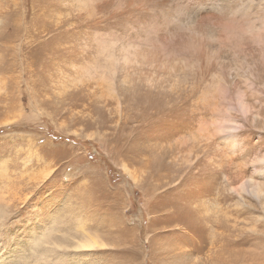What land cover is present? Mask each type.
<instances>
[{
  "label": "rangeland",
  "instance_id": "rangeland-1",
  "mask_svg": "<svg viewBox=\"0 0 264 264\" xmlns=\"http://www.w3.org/2000/svg\"><path fill=\"white\" fill-rule=\"evenodd\" d=\"M253 184L264 0H0V264H264Z\"/></svg>",
  "mask_w": 264,
  "mask_h": 264
},
{
  "label": "bare ground",
  "instance_id": "bare-ground-1",
  "mask_svg": "<svg viewBox=\"0 0 264 264\" xmlns=\"http://www.w3.org/2000/svg\"><path fill=\"white\" fill-rule=\"evenodd\" d=\"M242 108H245V105H241ZM249 184V183H248ZM242 190L246 189V186H242L241 188ZM249 193L251 195H253L254 197H256V199H259L261 196H264L263 190L261 189V187L257 184H253L250 188H249ZM93 244H95L93 241L91 240H86L85 242L81 243V245L79 247H83V248H90L93 247Z\"/></svg>",
  "mask_w": 264,
  "mask_h": 264
}]
</instances>
